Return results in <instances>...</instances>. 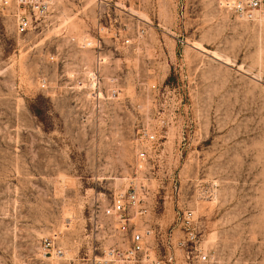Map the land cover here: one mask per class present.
Masks as SVG:
<instances>
[{"label":"rangeland","instance_id":"374dc122","mask_svg":"<svg viewBox=\"0 0 264 264\" xmlns=\"http://www.w3.org/2000/svg\"><path fill=\"white\" fill-rule=\"evenodd\" d=\"M8 1L0 264H83L105 243L89 235L90 208L132 187L150 192L131 225L155 232L158 255L192 211L208 261L177 248L175 264H264V13L248 19L231 0H53L19 35Z\"/></svg>","mask_w":264,"mask_h":264},{"label":"built area","instance_id":"2783aa9c","mask_svg":"<svg viewBox=\"0 0 264 264\" xmlns=\"http://www.w3.org/2000/svg\"><path fill=\"white\" fill-rule=\"evenodd\" d=\"M52 2L53 0H16L11 18L18 34L24 35L31 31L35 23L47 14ZM231 3L243 17L248 19H254L258 12L264 13V0H231ZM0 5L4 11L12 8L8 0H3ZM148 138L154 141L156 136L150 135ZM138 156L140 160H146L147 152L141 151ZM149 196L148 189L139 190L132 187L128 191L114 195L110 203L97 202L90 208L88 213L89 235L95 241L103 239L105 243H94L82 258L83 264H175L176 258L171 251L177 248L186 251L188 259L198 253L196 258L199 262L208 261V255L198 249L203 236L192 211L185 212L177 222L184 237L174 244L173 231L166 234L168 250L164 256L157 254L158 245L155 243V232L150 228L140 231L131 225L133 216L148 215ZM128 226L132 230L128 247L109 244V242L115 243L120 233L127 231ZM55 252L58 256L64 255L62 249Z\"/></svg>","mask_w":264,"mask_h":264}]
</instances>
